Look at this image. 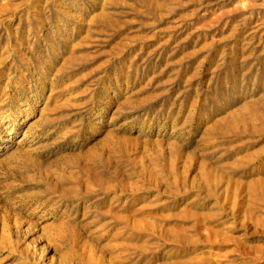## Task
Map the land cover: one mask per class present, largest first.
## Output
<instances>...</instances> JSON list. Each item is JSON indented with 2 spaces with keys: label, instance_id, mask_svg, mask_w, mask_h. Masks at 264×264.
Instances as JSON below:
<instances>
[{
  "label": "rangeland",
  "instance_id": "1",
  "mask_svg": "<svg viewBox=\"0 0 264 264\" xmlns=\"http://www.w3.org/2000/svg\"><path fill=\"white\" fill-rule=\"evenodd\" d=\"M7 1L6 14L0 19V44L8 39L6 24L18 28L17 38H27L8 63L11 75L22 71L24 87H30L26 93L18 90L16 98L22 101L24 96H33L32 100L40 89L36 84L50 73L48 63L54 51L63 53L67 41L75 42L83 35L81 19H87L101 0ZM105 10L104 18L90 26L93 39L75 47L72 71L76 81L69 104L33 139L37 151L32 150L31 157L39 160L37 167L7 166L0 171V182L11 181L9 173L20 171L28 180L17 188V194L29 191L50 202L58 214L67 204L85 201L97 223L109 222L110 216L102 211L115 190L98 179L113 184L110 177L115 167L131 164L127 159L133 147L126 141L135 135L175 138L183 146L180 158L202 153L199 159L226 169L224 180L212 179L207 184L197 166L184 173L180 162L177 171L170 173L165 146V157L159 161H154L151 151L140 149L143 174L157 178L151 195L159 194L158 202L145 209L150 219L159 222L145 247L133 252L126 264H177L185 246H202L206 239L212 250L204 255L215 257L211 264H264V160L237 162L240 156L264 153V0H111ZM21 52L26 61L21 60ZM245 101L261 116L262 129L256 134L235 126L213 130L212 140L196 147L206 126L214 122L222 126L220 119ZM249 115L246 121L250 123L254 120ZM24 124L16 133L0 131V156L15 147ZM91 145H97L92 152L96 154L88 157ZM257 175L262 178L255 186ZM141 192L121 194L126 212L135 211L138 201L148 196L146 190ZM215 209L221 213H212Z\"/></svg>",
  "mask_w": 264,
  "mask_h": 264
},
{
  "label": "bare ground",
  "instance_id": "2",
  "mask_svg": "<svg viewBox=\"0 0 264 264\" xmlns=\"http://www.w3.org/2000/svg\"><path fill=\"white\" fill-rule=\"evenodd\" d=\"M108 2H111V0H101L100 3L96 4V8L93 9L92 14H90L87 19L82 20L81 18H78L81 19V22L84 21V26L81 25L83 27H81L80 29L81 32H83V35L78 32L81 36L77 41L75 40V42H72V40L67 41L66 39L67 47L65 48L63 53L54 51V59L53 61H49L48 63L50 73L47 76L46 80H44L43 77L41 79H43L44 81L36 84L40 86V89L37 90L36 96L32 100L30 97L33 96H24V100L22 101H19L16 98L15 95L18 90H23V92L25 91L26 93V89H29L30 87H24L25 76L23 73H21L22 71L18 70L20 73L16 76H13L14 74L11 75V64L8 63L11 61L10 58L12 56V53L19 52V46L27 38L23 39V36L22 39L17 38V33L19 31L18 28L15 27L12 29L10 25L8 26L6 24L5 30L8 35V39L3 44H0V131L7 132V134L9 135L12 133H16L22 122H25V126L22 133L20 132V137H18V139L15 141V147L10 149L9 152L0 156V171H3V169L5 170L7 166L9 167L13 164L16 165V163H22L24 165L30 166L36 165L37 167V162H39V160L36 162L37 159L35 160L33 156L31 157V155L35 153L34 151V153H32V150H35L37 147V145L34 146L35 144L33 142V139L38 135V132L41 131L43 126L56 118V114L62 107L69 104L71 95L74 93L73 92L71 94L70 90L76 81L74 77L76 73L72 71L73 65L77 60V52L75 51V47L81 44H87L89 43V40L93 39L91 38L92 36L90 37L89 35V31H91L90 26L94 25L105 14H107L105 8ZM35 3H37V1ZM7 5V0H0V19L3 18L4 14H6V10L8 8ZM66 12L69 13L68 11ZM78 16L80 17L81 15ZM26 31L28 32L29 28H26ZM12 37H14V40L12 39ZM20 54L22 56L21 60H25L23 58L24 56L22 55V52ZM32 81L33 80H31V82ZM23 92H21V94ZM13 105L15 106L14 110L10 109ZM246 114H250L253 117L254 121L250 123L247 122ZM220 120L222 122V126L219 123L214 122L215 124L211 123L214 124L213 126H206V129H203L202 131L200 130L201 132L197 140L198 142L196 141L198 143L196 145L197 148H202L208 144V140L212 137L213 130L222 132V130H225L224 128H228L229 126H235V128H247L248 131L256 134L259 131L262 118L254 109L252 103H250L249 101H245L242 107L234 111L229 110V112H227ZM175 130L176 129H173V134ZM111 137L112 136L109 135L107 139L109 140ZM99 140H101V137ZM31 142L33 143L31 144ZM126 142L129 146L133 147V153H129L127 159L129 162L132 161L131 164H121V167H115L114 175L110 177V180L113 182V184H109V179L108 181L106 179V181L98 179L101 185H103L107 189L115 190V192L112 193V195L108 198V202H106L107 204L102 211V213H106L108 216H110L109 222L97 223V221L99 220H97L95 215H91V212L89 210L90 208H88V205H86L85 201L76 200L75 202L73 201L74 204L70 202L71 205L68 206L67 204V207L58 214L57 212H54V206L52 204H49L50 202L47 203L46 201H43L45 200L43 198V200H40L39 197L35 198L31 196V194H29V191L27 194H17V188H20L25 183H27L26 181L28 179L26 180L27 177H25L20 171L13 172L15 171L13 170L12 172H10L9 174L10 176H12V180L9 181L11 179L10 178L8 179L9 182H0V264H126L133 252H135L137 249L142 250L145 247L147 243L146 239H148L154 234L155 231H157V223L159 222L157 221L156 223L154 221L155 219H150L149 212L147 213V210L145 209L146 207L154 206V204L158 202L159 194L151 195V190H153V188H155V186L158 184L157 178L155 176H150L149 174L147 177L143 174L145 165L140 157L141 151L138 153L140 149L151 151L152 153L150 154L155 157L154 161H159L161 157H165V154L163 153V147L165 146L167 148V151L169 152L166 155L168 156L167 168L170 173H175L177 171V164L180 162L183 164L182 166L184 169V173H188L194 166H197L199 168L202 180L206 182L212 179H218L217 181H220L219 179H223L222 177H224L225 175L224 170L226 169L223 170L221 164H212L211 161H208L206 159H199L197 155H200L202 153H186L185 157H182L183 159L180 158V152L182 151L183 146L181 142H179L175 138L167 140L166 138H162V135L154 138H149L147 135L144 137L135 135L133 136V138L131 136V138ZM97 145L94 147L93 145H91L92 148H89V151L87 152L88 157L89 155L96 154L92 152H96ZM84 157L85 156H83V158ZM263 160L264 153L261 151H256L253 155L249 154V156H240L237 162L258 163ZM31 168L33 169V167ZM2 175L3 174H1V176ZM261 178L262 177L258 176L255 179V182L251 183L255 186H258V184L260 185ZM226 179H229V176L226 177ZM212 182H210V184ZM208 183L209 182H207V184ZM262 186L264 187V183L262 184ZM250 187L253 186L251 185ZM206 188L207 186L205 187V190ZM144 190H146L144 194L148 193V196L145 195V199H142L143 197H136L137 199L141 198L140 201L137 200L138 206L136 210L130 211V208V210L126 212L123 209L126 201L122 200L121 202V194L128 192L130 194H133V196H137L139 195V192ZM256 190L257 192H259L258 189ZM212 213L220 214L221 211L215 209L214 211L212 210ZM80 223H82V225H80ZM206 240L208 241V239ZM206 240L204 241L205 244H202V246H185L183 248L182 254L180 255V257L182 256L181 259L176 263L202 264V261H205L207 264H211L212 260H214L215 257L212 259L211 256L204 255V253L206 254L208 251L212 250L211 243L207 242ZM224 242H227V240ZM170 259L172 258L170 257Z\"/></svg>",
  "mask_w": 264,
  "mask_h": 264
}]
</instances>
